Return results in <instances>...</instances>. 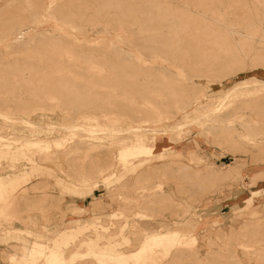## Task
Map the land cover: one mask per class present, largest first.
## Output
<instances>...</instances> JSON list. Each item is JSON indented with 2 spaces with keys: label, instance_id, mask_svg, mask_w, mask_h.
I'll list each match as a JSON object with an SVG mask.
<instances>
[{
  "label": "rangeland",
  "instance_id": "374dc122",
  "mask_svg": "<svg viewBox=\"0 0 264 264\" xmlns=\"http://www.w3.org/2000/svg\"><path fill=\"white\" fill-rule=\"evenodd\" d=\"M47 1L52 2V6L46 9L45 3ZM124 1L126 0H111L113 2L111 9L116 10V13L119 16L121 15V18L127 16L128 13L126 11L127 7L123 8L119 6L122 4L119 3ZM141 1L127 0L124 3H140ZM168 1L181 5L187 2L190 7H194L193 9L199 10V12L202 10L200 6H193L195 0ZM222 1L225 3L233 2V0ZM104 2L105 0H35L32 2L33 5L29 6L26 0H0V28H4L0 30V61H2L0 62V114L24 119L28 122L23 123L22 125L24 126L31 125L29 123H32L38 125V127H44L42 132L45 136L51 140L56 138L59 141V146L56 147V140H52L51 150H54V153L49 151L45 154H49L51 159H55V156H57L55 160H49V158L46 159L44 157L45 161H43L41 159L43 156H33L36 163H24L26 168L31 169L32 172L36 171L32 174V177L19 183L18 187L15 188V192L8 191L6 193L8 194L6 195L7 199H5L3 194H0V264H10V258L19 257L23 254V248H30L32 238L16 240L13 237H4L14 228L23 230L22 232L16 230L19 234L25 233L26 230L32 231L36 234L34 237L51 243L54 239L51 237L55 229H60V233L65 229L78 227L76 224L78 222L93 221V219L94 224L100 225L97 230L102 231V233H99L102 240H119L121 243L119 247L124 249V251L126 248L127 252L136 249L142 243L143 238L141 239V235L144 233L143 229L149 230L147 234L149 236L157 233L158 230L161 231L163 228H166L164 231H171L173 230L171 227H175L176 230L180 231V234L184 235V240L176 245V248L170 255L162 256L159 264H263L264 225H260V229L256 227L257 225H254L258 230L257 235L253 234V232L256 233V229L254 231L251 229L250 225L253 224L252 222H246L248 225L250 224V228L246 225L251 231L246 230L242 233L241 226L248 219L250 221H257L258 218L259 222V218H264V146H261L264 144V139L255 142L246 139V145L242 144L241 147L236 144L237 137L233 140V137L227 138L224 134H216V129L212 125L210 126V122L204 127L206 128L209 125L205 129L208 130L207 132L204 128L202 130L188 124V128L186 127L185 129L186 132H181V140H178L173 145L175 152L167 153L163 161L148 159L135 163L137 168L126 171L122 169V164L117 159V148L121 146L122 142L109 136L95 139L94 141L99 143L97 146L95 145L96 147L83 142L87 137L81 125L90 124L92 120L87 119L85 115L87 116L92 110L111 113L109 115L114 121L111 120L110 123L103 126L121 129L129 125H145L149 127V124L146 125V122L142 121L148 111L129 104L128 100L124 99L123 95H121V93H124L122 90L125 89V86H121L118 81L116 83L114 80H107V82L100 80L101 84L99 85L101 87L91 86L92 75L96 77H94V80L101 77L89 71V62L94 61L101 64L102 60L106 62L108 58H111L113 61L115 58L111 57L112 53L116 55L115 57L118 56L114 52V49L107 47L106 43L102 42L104 39L114 40L116 32L100 31L103 25L91 27L86 21L85 23L83 22L82 24L86 30H77L72 36H77L79 39L85 38L86 41L72 43L69 40L73 38L62 36V39H65L66 43L68 42L73 45V48L70 50L72 60L70 59V62H65L67 54L64 51L59 50L53 54L49 52L50 47L46 46L47 42H45V39L51 33L50 25L52 23L48 21L44 28L43 23L39 24L38 22H34V20H38L42 13L43 16L48 17V20H51L50 18L54 15L56 18L61 17L63 9L71 3L73 5L76 3L77 5L80 4L82 10H84L85 6L93 5L94 8L87 9V11L95 12L99 10L97 6H100ZM106 2L110 3V0L109 2L106 0ZM239 2L242 5L245 4V1L240 0ZM49 9L50 12H48ZM229 9L235 11L233 15L226 16L229 19H236V13L241 12L238 7H230ZM106 10H108L106 7L100 8V15L105 17ZM118 14L117 17H119ZM262 25L264 27V23ZM90 28H96L99 31H96V29L91 30ZM137 32L135 34H138ZM140 35V32L138 36L133 35L131 37L132 42L141 43L143 39ZM148 41L151 42L152 40ZM37 50H43V52L41 55L35 57V59H32L34 57L32 52ZM91 50H93V53L90 52ZM123 50L131 51L135 55L140 56L138 52L142 49L125 47ZM261 50L264 55V48ZM143 51H146V49H143ZM90 53L95 57L93 55L89 56ZM85 54L88 56H85ZM166 55L171 58V54ZM228 55L224 54L226 60L228 59L229 62L234 63L233 65L231 62L224 63V61H219L215 65L217 68H224L225 64L228 63L226 64L227 69H231L232 67L235 69H231L234 74L222 80L224 88L229 87L238 79L244 78L253 72L258 77L264 78V66L253 65L252 57L247 56L246 60H244L245 63H238L233 61V54H231L232 57L229 55L231 60L228 58ZM84 56L87 59H84ZM97 56H99L98 59L100 60L97 59ZM89 57L92 58L89 59ZM51 59L52 61H50ZM143 59L151 62V65L152 63L155 64L153 61H156L155 66L163 64L168 66L172 71L178 72L175 66L160 58L145 57ZM13 60L19 61L16 64L18 66L17 69L14 66L15 64L12 65L13 63L8 62ZM124 60L125 63L128 61L127 64L129 62L132 64L131 60H120L118 57L113 62L116 64L118 62V64L121 63L123 68L127 65L124 63ZM120 61H123L124 64ZM105 62L102 64L105 65ZM133 62L137 64L136 60ZM220 62L224 63V65ZM130 63V68L128 66L126 68L131 69L132 72L133 69ZM140 63L143 64L141 61ZM118 64L117 66L114 64V66L118 67ZM108 65L115 69L113 63L112 65L108 63L105 66L107 72L103 74L102 78L109 77L110 73L114 74L116 70L107 67ZM26 66H30L31 68L21 69V67ZM241 66L244 68L238 70ZM142 67L143 69L144 67L147 68L145 69L147 74L149 72V74L155 75V71L148 68V63ZM59 68H62V70ZM134 69L136 71L133 70V73L134 71L137 72L140 68L138 69L134 65ZM81 71L82 73H80ZM118 71L121 72L124 69L120 68L115 72L117 76L121 77L120 79H122L121 73L128 72L120 73ZM145 71H142L141 74L138 72L139 76H145V78L147 76L146 79L141 77L142 80L152 77V75H147ZM83 72H85L84 76ZM63 74H67L64 77L66 80L69 79L74 83L77 82V84L75 86L69 85L72 89L61 93L63 89L59 85V82L63 78ZM86 76L90 77L86 78ZM78 82L81 84H78ZM103 83L105 85L108 83L107 86L111 84V87L113 84L119 96L113 100V93L104 88L102 86ZM115 83L118 87L114 85ZM156 86H159L162 93H166L165 95H167L169 87L164 84L163 86L156 84ZM92 88L102 93L97 96L96 107L94 109L91 108L93 106L91 104L94 103L90 100V98L95 99V96L91 93L94 92ZM73 89H77V92ZM206 90L209 91L210 100L217 99L218 91L213 84ZM47 91L49 92L47 93ZM193 91L190 90L189 93H193ZM131 92L136 93L135 90ZM194 93L196 92L194 91ZM136 94L138 96L137 102L139 103L149 100L162 104L161 101L156 100L150 94H147L148 97L141 96L138 92ZM51 97L56 98L52 100ZM181 97L184 99L180 102L187 99L184 95ZM242 98L236 97L234 105L222 111L217 117L219 120L231 117L233 128H236L240 132L245 130L236 120H233L232 116L235 113V106ZM245 98H250L251 100L257 98V100L250 104L237 105L238 110L246 112L244 118L247 120H251L252 118L259 119L260 114L264 117V95L256 97L254 94H249ZM73 99H75V102ZM84 101L85 103L88 102L86 103L87 105H85ZM77 104L81 107H78ZM167 105L171 111L174 109L173 103L169 102ZM35 108L38 109L34 112ZM116 115H119V120ZM224 119L221 123L215 122L217 130L221 126L226 125ZM169 123L172 122H166V124ZM4 124H11V121L7 120L4 123V119L0 117V137L6 138L10 136V132H16V130L22 128L21 124L18 123L17 125L12 124V129H10V126L8 128L5 127ZM73 124H77L78 127L74 129L75 133L72 135H69L70 130L68 128L65 129L66 133L62 129H59L61 126ZM254 124L257 126V131L264 129L262 124ZM210 127H213V129ZM250 128L252 129V127ZM237 146L241 147V149L245 148L243 150L245 152L239 148L236 151ZM32 150L36 151L35 148ZM194 155H198L199 158L197 159ZM10 162L9 159H3V165L0 164V177L2 179L11 177V173L24 168V166H21L20 168L11 169V166L8 165ZM238 163L241 164L240 168L237 169L238 171H229V169ZM16 165L18 167L20 163L18 162ZM42 166L49 169L50 172ZM56 167H59L60 170ZM100 169L103 170L102 173ZM98 170L100 171L99 173ZM114 170L117 174H121L120 180L110 177L109 174ZM226 173L228 175L233 173L231 174L232 177L230 175L229 177L226 176ZM108 175L107 180L103 181L102 179ZM58 178H62L69 183L71 188L65 186V183H60ZM160 185L164 186V190L170 196L161 190ZM249 198H251V203ZM245 203H247L246 205L250 203L248 209H242ZM94 204L100 209L95 210L97 207L94 209ZM89 208L94 209V212H90L91 209ZM112 212H116L117 216L112 217ZM239 212H242V214L235 216ZM76 218H78L77 222ZM261 221L259 224H264V221ZM231 231L232 233L234 231V236H232ZM147 235L144 234L143 237ZM86 237L90 238L89 235H86ZM73 246H70V248H73ZM233 253L234 256L232 255ZM153 258L156 259L157 257L154 256ZM79 260H73L69 264H96L95 262H97H92L90 259Z\"/></svg>",
  "mask_w": 264,
  "mask_h": 264
},
{
  "label": "bare ground",
  "instance_id": "6f19581e",
  "mask_svg": "<svg viewBox=\"0 0 264 264\" xmlns=\"http://www.w3.org/2000/svg\"><path fill=\"white\" fill-rule=\"evenodd\" d=\"M26 1L30 6L33 5L32 2L35 0ZM239 1L240 0H233L232 3H225L222 0H195L193 6H200V8H202V10H200L201 12H199V10L193 9L194 7H190L189 3L187 2L181 5L175 4L168 0H147L144 2L141 1L140 3L129 2L125 4L124 2H127L126 0L124 2L119 3H122L119 6L123 8L127 7L126 11H128V13L127 16H123L124 18H121V15L119 16V14L116 13V10L114 11L111 9V5L113 3L111 2V0L110 3H107L105 0L103 4L97 6L99 10H96L95 12L87 11V9H93V5L85 6L84 10H82L80 8V4L77 5L76 3L73 5L71 3L68 4L65 9H63L61 17L56 18L54 17V15L50 18L51 20H48V17L43 16L42 13L41 17L38 20H34V22H38L39 24L43 23L44 28L48 21L52 23V25H50L51 33L45 39V42H47L46 46L50 47L49 52L53 54L58 52L59 50L64 51L67 54V60H65V62H70V59L72 57V53H70V50L73 48V45L69 44L68 42L66 43V40L62 39V36H70L71 38H73L74 40H69V42L72 43L86 41L85 38L79 39L77 38V36H72V34L77 30H86L82 24L86 21L91 27L103 25L100 31L103 30L105 32H116L114 40L104 39L102 42L106 43L107 47L114 49V52L118 55L117 57L120 58V60H131L132 64L130 62L129 63L133 70L136 71V69H134V65L138 69L140 68L139 70L137 69V72L134 71L133 73V70L131 72V69H129V63L127 64L128 61L125 63L124 60V63L127 65H124L125 67L123 68L121 63L118 64V62V67L120 66L121 69H124V71L121 72L128 71V69L130 71V73L128 71L123 74L118 71L121 73L120 75L122 76V79H120L121 77L115 74L116 70H119L120 68L116 67L117 64L113 62L115 59H117L114 53H112L111 56L112 58H115H113V61L111 60V58H108L106 59V62L102 60L101 64H99L100 62H89V71L96 74V76L101 77L100 79L97 78V80H94L95 76L92 75L91 86L101 87V85H99L101 84L100 80L106 82L107 80H114L116 83L118 81L121 86L124 85L125 89L122 90L124 92L121 93V95H123L122 97L128 100L129 104H131L132 106L140 107L148 111L147 115L143 118L142 121L146 122V125L149 124V127H146L145 125H129L126 128L121 129L103 126L113 120L112 117L109 115L111 113H106V111L104 112L101 110H92V112L88 113L87 116L85 115L87 119L92 120L90 124L81 125V128L85 131V136L87 137L86 140H84L83 142L86 144H90L92 145V147H94L95 145L97 146L99 144L94 140L99 139L103 136H109L114 138L115 140H118L119 142H122L121 146L117 148V159L122 164V169L126 171L128 169L137 168V165H135V163L143 162L144 160L148 159H157L163 161V158L166 156L167 153L175 152L173 145L176 144L178 140H181V132H186L185 129L188 124L193 125L196 128H201L203 130V128L210 122V126L212 125L213 127H215V131L217 132L216 134H224L227 138L233 137V140H235L237 137L238 140H236V144L238 146H241L242 144L246 145V139L252 142H255L257 140H263L264 129L262 131H257V126L256 124H254L260 123L264 126L263 115L259 113V119L252 118L251 120H247L244 118L246 116V112L238 110L237 105L250 104L253 101L257 100V98L252 100L250 98V100L246 99L245 97H247L249 94H254L256 97L264 95V78L258 77L255 72H253L245 76L244 78L238 79L229 87L224 88L222 86V80L224 78H227L229 75L234 74L231 71L233 67L231 69H227L226 64L228 63L225 64L224 68H217L215 66L219 61H224V63L229 62L228 59V61L226 60L224 54H233V57L231 55V57L234 59L233 61L238 63H245V58H247V56H250L252 57V60L254 62L253 65L264 66V55L262 53L263 51L261 50L262 48H264V27L262 25L264 23V0H242L245 1V4L243 5L240 4ZM45 5L47 9L52 6V2L47 1ZM115 5L114 7L116 8ZM102 7H106L108 9L106 10L105 17L100 15V8ZM230 7L240 8L241 12L236 13V19H229L226 17L235 13V11L229 9ZM50 9L48 12H50ZM117 14L120 18L117 17ZM2 29L4 28H0V30ZM90 29L92 30L96 28ZM96 31L99 30L96 29ZM136 32L138 34L140 32V36L142 37L144 42H142V39L141 43L132 42L131 37L133 35L138 36V34H135ZM145 40L152 41L146 42ZM125 47H136V49H142L138 52L140 56L135 55L131 51L123 50V48ZM143 49H146V51H143ZM92 51L93 50H91L90 52ZM42 52L43 50L33 51L32 54L34 55V57L32 59H35V57L41 55ZM92 53H90L89 56L93 55ZM166 54H171V58H169L170 56H167ZM176 55H180L181 57ZM229 55L228 58L230 57ZM85 56L88 55L85 54ZM85 56L83 58L87 59ZM122 56L123 58H121ZM98 57L99 56H97V59ZM145 57L154 59L160 58L163 61H167L173 66H175L178 72L172 71L168 66L163 64H157L155 66L156 61H153L155 64L152 63V65H154L152 66L151 62L145 61V59H143ZM91 58L92 57H89V59ZM132 59L136 60L137 64H134V60L132 61ZM50 61H52V59ZM140 61L143 62V64L140 63ZM8 62L13 63L12 65L15 64L14 66H16V69L18 68L16 64L19 61L13 60ZM104 62L106 63L105 65L102 64ZM120 62L123 63V61ZM146 62L149 64L148 68L155 71V75L152 73L149 74L148 72L150 76L152 75V77L149 76L151 79L148 77L149 79L145 80L147 76L146 78L145 76H143L145 79L142 80V76H139L138 72H140L141 74L142 71L144 72L145 69H147L146 67H144V69L142 67L143 65L147 64ZM108 63L111 65L113 63V66L115 64L116 66L114 67L116 70L112 67H109L108 65L107 67L114 69L115 72L114 74L110 73L109 77L107 78H102L103 74L107 72L105 66ZM224 63L221 64L224 65ZM14 66L12 67L14 68ZM127 66L129 67L128 69L126 68ZM30 68V66L21 67V69ZM243 68L244 67L241 66V68H239L238 70H241ZM59 69L62 70V68ZM85 72H83V76L85 75ZM80 73H82V71ZM145 73L147 74V71H145ZM66 76L67 74H63V78L59 82V85L63 89V92L61 93H64L65 91L68 92L69 89H72L69 87V85L75 86V84H77V82L74 83L69 79L66 80L64 78ZM153 76H155V78H153ZM88 77L90 76H86V78ZM105 83H103L102 86L110 90L111 93H113L112 95L114 100V98H117L119 96L117 89L113 87V84L111 87V84L107 86L109 82L106 85ZM116 83L114 85L118 87ZM78 84L81 83L78 82ZM156 84L162 86L164 84L165 86L169 87L167 95H165L166 93H162L161 88L159 86H156ZM212 84L218 91V96L216 100H210L209 91L206 90ZM186 89H190L191 91L194 90L196 93H194V91V94L191 92L189 93L190 90L187 92ZM76 90L75 92H77ZM133 90H135L136 93H140L141 96L144 95V97H148L147 94H150V96L154 97L156 100L161 101L162 104H158L157 101L151 102L149 100H145L139 103L137 102V94L131 92ZM48 92L49 91H47V93ZM91 93L95 96V99L90 98V100H92V103H94L91 104V106L93 105L91 108L94 109L96 107L95 105L97 96L102 93H100V91L98 92V90H94V92ZM74 94L76 95V93ZM182 95H184V97H186L187 99H185L183 102H180L184 99L181 97ZM236 97L243 98L235 106V113L232 117L233 120H236L237 123L240 124L245 131L240 132L237 131L236 128H233L231 117H227L226 119L223 118L226 121V125L223 127L221 126V128L217 130L215 122L221 123V121L223 120H219L217 117L222 111L227 110L229 107L234 105L233 103L235 102ZM54 98L51 97L52 100ZM73 100L75 102V99ZM169 102L171 104L173 103L174 109L172 111L168 108L167 104ZM86 103L85 105H87ZM37 109L38 108H35V110L33 111L35 112ZM41 115H43V113H41ZM0 117L4 119V123L7 120H9V122L11 121V124H4L7 128L10 126V129H12L11 125H17V123L21 124L22 126V128L16 130V132H10V136L6 138L0 137V164L3 165V159H9L11 162L8 165L11 166V169L20 168L21 166H24L23 169L11 173V177L5 179H2L0 177V194H3L5 196V199H7L6 195L8 194L6 193H8V191L15 192V188L18 187L17 185L19 183L26 181V179H30V177H32V174L36 172H32L31 169L26 168L25 164L29 162H35V158H33V156L35 157V155L43 156L41 158L43 159V161H45L44 157H46V159L49 158L50 160L51 156L49 154H45H47L49 151H51V153H54V150H51V141L56 140V147L59 146V141L56 138H53L51 140L49 139V137L45 136V134L42 132L44 127H38V125L32 123H29L31 125L27 126L22 125L23 123H28L22 118L2 114H0ZM116 117L118 120L120 119L119 115H116ZM166 122L172 123L166 124ZM77 127V124H73L68 126L66 125L64 127L61 126L59 127V129H62L64 133H66L65 129L68 128L70 130L69 135H72L75 133L74 129ZM207 127L204 128V130L207 129ZM213 127L210 128L213 129ZM250 127H252V129ZM205 131L207 132L208 130ZM79 136L81 135L79 134ZM238 146L235 149L236 151H238ZM261 146L263 147L264 144H262ZM241 147L239 149H241ZM34 148L36 149L37 153H35V150H32ZM244 149L245 148H242L241 151H243ZM243 152H241V154H243ZM194 157H196L197 159L199 158L198 155H194ZM56 158L57 156H55V159ZM22 161L23 163H21ZM18 162L20 163V165L16 167V164ZM39 163L41 162L39 161ZM161 165L163 167L162 162ZM240 165L241 164L238 163L236 166H233L231 169H229V171H238L237 169L240 168ZM179 167L181 166L179 165ZM56 168L60 170L59 167ZM45 170L49 171V169L47 168H45ZM102 171L103 170H101V173ZM99 172L100 171L98 170V173ZM227 173L226 176L228 177L229 175L231 176V174H233L231 173L228 175ZM109 175L111 178L120 180L121 174H117L115 170ZM109 175L104 177L102 180L106 181ZM58 179L60 183H65V186L71 188L69 183H67L65 180H63L62 178ZM160 188L161 190L166 192L164 190V186L160 185ZM249 199L251 203V198ZM250 203L248 205H246L247 203H245L242 209H248L250 207ZM93 206L94 209L95 207H97V205L95 204ZM81 208L83 209V207ZM94 209H91L90 212H94ZM98 209L100 208L97 207V209L95 210ZM240 214H242V212L237 213L235 216H238ZM111 216H117L116 212H112ZM252 219L255 220L254 218ZM260 221L263 222L264 218H259V222ZM246 222L253 223L249 225L251 226V229L253 231L254 229H256V233L252 231L253 234L256 235L258 231L257 228L260 229V225H264L261 223L259 224L258 218L257 221H250V219H248L242 224L243 228L241 226V229L243 230L242 233H244V231L246 230H250V226ZM256 222H258V224H256ZM76 224L78 225V227L65 229L60 233V229H55L54 234L51 237L54 239L51 243L41 238L34 237L36 234H34L32 231L26 230L25 233L23 232L20 234L17 233L16 230H18L19 232H22L23 230H19V228H14L10 232L8 231L9 234H6L4 236L5 238L13 237L16 240H20L22 238H32L30 248H23V254L19 257L10 258L9 263L11 262L10 264H69L70 262L76 259H80L79 261L90 259V261L92 262L97 261L95 262L96 264H159V260L162 259V256L170 255L172 251L176 248V245L184 240V235L180 234V231L176 230L175 227H171V229L173 228V230L171 231H164L166 228L164 229L162 227L163 231L158 230L157 233L151 234L149 236L147 235L149 230L143 229L144 233H142L141 235V239L143 238L142 243L136 249L130 252H127L128 250H126L125 248V252L124 249H121L119 247L121 245L119 240L113 239L111 241H104L101 239L99 233H102V231L97 230L100 225L94 224V219L93 221H82ZM254 225H257V228L254 227ZM244 228L247 229L244 230ZM144 234L147 236L143 237ZM86 235H89L90 238L86 237ZM232 236H234V234ZM189 237H191V235H189ZM193 240L195 239L193 238ZM72 245H74L73 248H70V246ZM238 245L241 246V244L239 243ZM234 251L237 252V250L235 249ZM232 255L234 256V253ZM154 256H156L157 258H153Z\"/></svg>",
  "mask_w": 264,
  "mask_h": 264
},
{
  "label": "crops",
  "instance_id": "0c3cea01",
  "mask_svg": "<svg viewBox=\"0 0 264 264\" xmlns=\"http://www.w3.org/2000/svg\"><path fill=\"white\" fill-rule=\"evenodd\" d=\"M78 218H76V222H77Z\"/></svg>",
  "mask_w": 264,
  "mask_h": 264
}]
</instances>
